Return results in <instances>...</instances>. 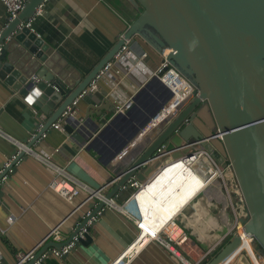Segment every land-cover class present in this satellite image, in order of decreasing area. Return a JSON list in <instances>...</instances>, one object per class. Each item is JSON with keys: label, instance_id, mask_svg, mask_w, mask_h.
<instances>
[{"label": "water", "instance_id": "1", "mask_svg": "<svg viewBox=\"0 0 264 264\" xmlns=\"http://www.w3.org/2000/svg\"><path fill=\"white\" fill-rule=\"evenodd\" d=\"M45 1L28 0L19 15L0 31V79L38 112L48 115L44 127L24 141L29 148L50 131L51 124L126 40L133 45L141 38L160 55L164 49H171L168 60L196 89L176 118L143 137L151 119L172 96L158 77L147 82L124 113L102 117L101 109L91 111L83 120L67 119L64 128L80 145L96 152L105 166L116 161L111 170L117 183L97 205L90 204L79 218V226L70 230L68 240L53 242L37 257L51 247L62 249L84 228L88 232L75 246L91 242L90 226L96 224L106 206L128 192L129 200L137 195L128 184L132 179L146 185L144 175L148 177L160 167L149 180L157 178L164 171L166 155L187 149L189 152L178 158L206 150L221 163L229 161L248 210L247 218L241 221L244 232L264 250V0H127L139 10L138 16L84 77L27 26ZM160 91L162 99L156 96ZM204 111L209 113L210 122L206 119L199 127L196 123ZM144 138L150 139L141 149L138 145ZM162 147L164 155L154 160ZM14 155L12 169L25 158L26 151L18 152L17 148ZM2 169L0 179L9 170L4 164ZM241 232H233L204 264H222L242 251L245 240ZM48 253L52 255L51 250Z\"/></svg>", "mask_w": 264, "mask_h": 264}, {"label": "crops", "instance_id": "2", "mask_svg": "<svg viewBox=\"0 0 264 264\" xmlns=\"http://www.w3.org/2000/svg\"><path fill=\"white\" fill-rule=\"evenodd\" d=\"M42 7L43 13L32 18L33 30L80 70L83 77L102 60L139 14L127 0H46ZM8 23L6 8L0 1L2 29ZM131 47L137 53L147 52V63L152 67L162 60V55L141 38ZM106 90L102 82L100 92L83 99L78 106V116L86 119L91 111L97 113L100 109L104 111L102 117L112 116L114 107L105 97ZM41 114L0 79V170L14 156L18 147L15 140L25 143L37 132ZM196 124L203 127L202 122ZM66 136L64 132L50 129L47 138L36 143L34 149L39 153L47 152L51 161L76 181L54 174L36 156L26 154L0 188V264H15L19 252L36 247L41 251L53 242L68 240L70 230L79 226V218L89 210L90 204L97 205L100 201L89 199L84 185L92 189L107 186L110 191L117 183L111 170L114 164L105 166L96 152ZM150 138L142 139L138 146L142 149ZM215 145L221 149L219 144ZM57 147H60L58 152ZM174 154L166 155L163 163ZM219 165L224 176L200 190L160 231L161 237L169 240L172 221L183 228L184 233L172 242L189 264H204L206 258H213L233 232L240 230L242 219L248 216L230 163L219 162ZM159 168L146 177L147 185ZM130 195L115 197L106 211L97 216L96 224L90 226L91 242L75 246L64 258L50 256L42 264H112L139 234L136 220L140 208L137 197L129 200ZM57 227H60L62 240L47 238ZM251 246L255 258L248 250H242L222 264H264V250L255 242ZM127 264L185 263L154 239Z\"/></svg>", "mask_w": 264, "mask_h": 264}, {"label": "built area", "instance_id": "3", "mask_svg": "<svg viewBox=\"0 0 264 264\" xmlns=\"http://www.w3.org/2000/svg\"><path fill=\"white\" fill-rule=\"evenodd\" d=\"M0 1L5 6L8 14V19L9 21H11L19 15L28 0ZM43 5L44 3L39 6L35 15H41L43 13ZM27 26L30 27L32 31H34L32 27V19L27 23ZM1 30L2 26L0 25V31ZM122 37L123 34L121 35V38ZM1 49L2 47H0V52ZM170 53L171 49H164L163 53L161 54V62L157 66L152 67L147 63V59L149 57L148 53L145 51L142 53H137L129 44V40H126L125 43L121 46V48L114 55V57L110 61H108L104 65V67L97 73L95 78L92 79L88 87L83 90L73 100V102L68 105L62 115L54 123L51 124L50 129L64 132L65 134H67V138H71L72 136L67 133L64 128L65 124L67 123V119L70 117H79V103L87 96L100 92L102 82H104L107 86L105 97L112 103L114 107L113 114H119L124 113L129 107L132 106L136 94L147 84L148 81H150L154 77L159 78V80L171 91L172 96L169 101H167V103H165V105H163L157 112V114L151 119L150 123L147 125V128L143 131L141 137L147 135L153 130L162 128L164 125L169 123L171 120H173L180 114L186 104L190 102L191 98H193L194 90L196 89L192 82L188 78H186L182 73H180L177 68H175L170 63V61L168 60V56ZM161 92L162 91L158 92L156 95L158 99H162L163 93ZM80 119L83 120V118ZM39 120L40 125L37 131L41 130V128L44 127L46 121L48 120V115L44 113L41 114ZM36 133L37 132L32 134L30 139H32L36 135ZM5 136L10 140H15L11 135ZM47 136L48 132L46 131L41 135L37 143L47 138ZM15 143L18 146V152H20L21 150H25L27 155L36 156L47 166L48 170H50L54 174L58 173L59 175L65 176L68 180L76 181L75 177L67 173L65 169L55 165L51 161L47 152H36L34 147L29 148L25 143H21L17 140H15ZM59 150L60 147L55 148L56 152H58ZM163 155L164 153L162 147L158 149L157 153H155L154 160L160 159ZM15 158L16 155H14L12 159L9 160V162L6 164L5 167L9 168V170L0 179V188L6 181H8L9 175L14 171V169L10 168V166ZM202 159L207 161V164L200 163ZM178 160H184L188 162L193 169L196 163H200L199 169L202 173V176L206 180V185L224 176V171L219 165L218 160L206 150L195 151L192 156H185L178 159L172 158L171 160H168L163 164H165V167H167L169 164L174 163ZM112 164L115 165L116 161H114ZM206 167L208 168V170H205ZM195 171L198 172V170ZM3 172L4 169H1L0 175ZM128 184L137 192L136 197L141 192H143L148 186L147 184L145 185L143 183L133 180H131ZM84 186L88 192L89 199H104L105 194L107 192V186H103L99 189H92L86 185ZM203 189L204 188H202L201 190ZM145 218V215L141 211V218L136 220L139 229V234L137 235L134 242L112 264H127L128 261L134 258L140 252V250H142L145 245L148 244V242L154 239L158 240L162 245H164L169 251L174 254L175 257L181 259L185 264H189V262L184 258L181 251L178 250L172 242L184 233L183 228H181L178 224L172 221L169 224V227L171 229V233H169V240H164L160 235V231L165 227L169 220L165 224H161L156 232L151 233L143 227V222ZM240 230H242L241 236L244 240H248L251 244L255 242L253 236L245 234L243 226H241ZM87 232V229L84 228L79 235L74 237L71 243L65 245L62 249L52 248V255H50L48 251H45L39 257H37V254L39 252L38 247L33 248L30 251L19 252L17 254L15 264H29L32 261L33 264H42L50 256H54L56 258H63L64 255H68L71 252L80 237L85 238V233ZM47 238H53L54 240H62L60 227H57L52 230V232L48 235ZM242 250L247 249L244 248Z\"/></svg>", "mask_w": 264, "mask_h": 264}, {"label": "bare ground", "instance_id": "4", "mask_svg": "<svg viewBox=\"0 0 264 264\" xmlns=\"http://www.w3.org/2000/svg\"><path fill=\"white\" fill-rule=\"evenodd\" d=\"M205 185L206 180L202 174L195 171L188 162L178 160L169 164L136 198L137 207L146 217L143 227L151 233L156 232L161 224H165ZM244 248L255 258L248 240H245Z\"/></svg>", "mask_w": 264, "mask_h": 264}, {"label": "rangeland", "instance_id": "5", "mask_svg": "<svg viewBox=\"0 0 264 264\" xmlns=\"http://www.w3.org/2000/svg\"><path fill=\"white\" fill-rule=\"evenodd\" d=\"M103 110V109H102ZM99 111H101V109L99 110ZM103 113H104V111H103ZM189 152V149H187V150H185V151H182V152H175V154H174V156H173V158H178V157H180V156H182L183 154H186V153H188ZM160 162V161H159ZM200 163H206L207 164V161H205L204 159H202L201 161H200ZM200 163H196L195 165H194V169L195 170H197V169H199V164ZM160 164V163H159ZM158 166V165H157ZM156 166V167H157ZM146 178V176L144 175V179ZM130 194L128 193V194H125L124 195V197H126V196H129ZM141 218V210H140V213H139V218L138 219H140Z\"/></svg>", "mask_w": 264, "mask_h": 264}, {"label": "flooded vegetation", "instance_id": "6", "mask_svg": "<svg viewBox=\"0 0 264 264\" xmlns=\"http://www.w3.org/2000/svg\"><path fill=\"white\" fill-rule=\"evenodd\" d=\"M209 116H210L209 113L207 111H204L200 115L201 119H198V121L203 123V122H206V119H207L208 120V123H209L210 122V120L208 118Z\"/></svg>", "mask_w": 264, "mask_h": 264}, {"label": "trees", "instance_id": "7", "mask_svg": "<svg viewBox=\"0 0 264 264\" xmlns=\"http://www.w3.org/2000/svg\"><path fill=\"white\" fill-rule=\"evenodd\" d=\"M225 162H228L229 163V161L228 160H226ZM228 241H229V239H228ZM219 251H217V253H218Z\"/></svg>", "mask_w": 264, "mask_h": 264}]
</instances>
